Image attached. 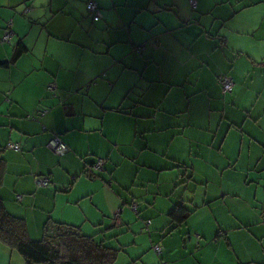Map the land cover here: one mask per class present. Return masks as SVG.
<instances>
[{
    "label": "crops",
    "instance_id": "0c3cea01",
    "mask_svg": "<svg viewBox=\"0 0 264 264\" xmlns=\"http://www.w3.org/2000/svg\"><path fill=\"white\" fill-rule=\"evenodd\" d=\"M86 1L0 0L5 210L29 238L48 219L112 238L125 264H264V0H97V22Z\"/></svg>",
    "mask_w": 264,
    "mask_h": 264
},
{
    "label": "trees",
    "instance_id": "16d2710c",
    "mask_svg": "<svg viewBox=\"0 0 264 264\" xmlns=\"http://www.w3.org/2000/svg\"><path fill=\"white\" fill-rule=\"evenodd\" d=\"M97 8L100 11L98 3ZM88 16L92 20L91 15ZM14 50L16 57L25 48L18 42ZM3 173L4 165L0 158V186ZM133 212H137L136 208ZM189 213L190 210L183 205H175L169 212L174 224L171 229L183 223ZM111 239L96 240L94 236L82 235L77 227L48 219L41 226L40 238L30 240L24 220L10 215L0 199V244L14 251L24 264H115L117 248L112 246Z\"/></svg>",
    "mask_w": 264,
    "mask_h": 264
},
{
    "label": "built area",
    "instance_id": "2783aa9c",
    "mask_svg": "<svg viewBox=\"0 0 264 264\" xmlns=\"http://www.w3.org/2000/svg\"><path fill=\"white\" fill-rule=\"evenodd\" d=\"M189 4L191 7H193L194 5V1L193 0H188ZM85 9L87 11V13L89 15H91L92 20L94 22L98 21V19L100 18V14L97 8V3L94 0H87L85 3ZM9 39H10V32H4L3 36L1 37L0 41L3 43H9ZM218 84L219 87L221 89V92L224 93H228L231 91L232 88V82L230 80V78L226 77V76H222L218 79ZM49 92H52L54 90V86L52 84L48 85L46 88ZM7 149H11V150H15L17 151L18 145L16 144H10L7 143L5 146ZM45 148L53 153L54 155L57 156H61L63 154H65L67 152V148L65 147V145H63L60 140L56 137L53 136L46 144H45ZM103 168V160L101 159H96L88 168V171L93 174L95 172H100L102 171ZM35 185L37 187H46L49 185V181L47 180V178H37L35 179ZM136 206L135 204L131 205V210H135ZM148 222H146L147 224ZM153 251L155 253L159 252L158 247H153L152 248Z\"/></svg>",
    "mask_w": 264,
    "mask_h": 264
},
{
    "label": "rangeland",
    "instance_id": "374dc122",
    "mask_svg": "<svg viewBox=\"0 0 264 264\" xmlns=\"http://www.w3.org/2000/svg\"><path fill=\"white\" fill-rule=\"evenodd\" d=\"M96 2H97V0H95ZM98 3V2H97ZM83 8H85V5L83 4ZM84 12V11H83ZM84 13H86V12H84ZM99 13H102V11L100 10L99 11ZM86 15V14H85ZM131 211V210H130ZM132 213V212H131ZM31 235H32V238H30V240H33V241H35V240H38L39 238H40V236H37V235H35L33 232H32V230H31ZM6 248V247H5ZM7 250H9V249H7ZM12 254H16L14 251L12 252ZM118 256H117V260H116V262H115V264H125V262H123V257H122V255L119 253V254H117ZM11 264H12V261H11Z\"/></svg>",
    "mask_w": 264,
    "mask_h": 264
}]
</instances>
